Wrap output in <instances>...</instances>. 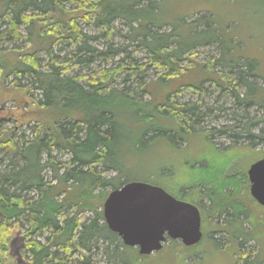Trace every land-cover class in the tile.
I'll use <instances>...</instances> for the list:
<instances>
[{
  "label": "trees",
  "instance_id": "obj_1",
  "mask_svg": "<svg viewBox=\"0 0 264 264\" xmlns=\"http://www.w3.org/2000/svg\"><path fill=\"white\" fill-rule=\"evenodd\" d=\"M159 7L155 0H0V83L30 82L28 94L39 92L37 108L42 114L29 128L31 139L15 136V128L0 134V164L6 166L0 172L1 264H14L8 261V251L17 232H25L26 261L21 264H93L95 251L107 257L108 264H150L153 255L141 256L109 230L104 203L112 191L140 177V157L147 145L165 137L177 148L195 134L202 104L181 103L185 90L201 97L210 84L239 106L264 113V88L257 82L264 79L255 73L256 62L234 57L232 39H226L213 17L203 16L191 24L185 17L178 24L158 22ZM118 21L128 28L123 37L128 44L120 48L113 44ZM213 43L220 44L221 58L206 65L191 62L189 69L182 66L191 61L186 58L191 52ZM7 44L13 47L5 48ZM100 44L103 48H98ZM133 46L146 54L142 64L129 50ZM62 54L69 59L62 62ZM121 56L118 68L109 67ZM96 63L103 67L89 76L68 75L76 67ZM152 69L164 70L167 76L146 83ZM121 73L127 74L125 83L136 77L138 89L118 88ZM241 88L244 94L238 92ZM252 127H257L254 122L220 133L229 135L240 128L229 137L238 141L245 134L250 142L261 140L252 135ZM143 178L146 181H137L163 187L156 179ZM244 179L249 190L246 173L226 179L215 176L210 184L191 181L176 198L199 208L203 227L211 217L218 225L215 233L227 234L241 248L253 239L244 211L250 202L259 205L251 193L248 201L243 200ZM88 213L92 218H79ZM169 243L156 253L159 260L164 252L186 255L201 244L188 248ZM244 261L259 264L246 254Z\"/></svg>",
  "mask_w": 264,
  "mask_h": 264
},
{
  "label": "rangeland",
  "instance_id": "obj_2",
  "mask_svg": "<svg viewBox=\"0 0 264 264\" xmlns=\"http://www.w3.org/2000/svg\"><path fill=\"white\" fill-rule=\"evenodd\" d=\"M155 1L158 2L159 8H161L160 16L157 17L158 22L165 21L178 24L179 20L185 17L186 22L191 24L198 22L203 16H212L218 28L224 32L226 39L229 41L232 39V48L235 49L233 51L234 57L238 54V56L254 60L257 64L255 73L264 79V0ZM114 28L113 44L116 48L126 46L128 41L123 37L128 33V28L125 23L118 21ZM85 30L90 33L96 31L93 27H85ZM103 42L101 41V44ZM101 44L98 48H103ZM16 45L22 47L23 42H18ZM4 47L9 49L13 45L7 44ZM129 50L133 52L134 58L141 61V64L143 63L142 60L146 59V54L142 49L133 46ZM64 55L62 54V62L69 59ZM222 55L223 50L220 44L213 43L191 52L186 56L191 61H185L182 66L189 69L192 67L191 62H194L195 65H206L215 59L221 58ZM120 58L122 56L111 61L109 67L118 68ZM45 59L43 56V60ZM101 66L103 67V63H96L90 68L76 67L68 75L89 76L92 72L99 71L102 68ZM218 70H222V68L218 67ZM224 71L227 70L224 69ZM190 72L188 71L187 74H190ZM162 75L167 76L164 75V70L152 69L145 76L146 83H152ZM126 76V73L119 75L118 88L127 86L131 87L132 90H137L136 77H132L128 83H125ZM85 82L86 79L83 80V83ZM257 82L261 88H264V80L258 79ZM31 88L32 84L28 81L16 86L12 85L11 81L0 83V134L15 128V136L24 134L30 139L32 138L29 128L40 120L38 116L42 114L37 108L40 99L39 92L28 94ZM205 88L207 93L204 96H195L191 89H186L184 97L179 99L181 103L190 102L193 106L202 104L200 107L203 115L199 124L193 130L195 134L190 135L177 148L172 146L171 142L165 137L147 145L143 150L142 157H140V168L137 171L140 177L134 180L146 181L143 177L149 176V179H156L157 184L165 188L168 187L172 191L170 192L171 195L173 194L172 196L176 198L179 196L181 187L191 181L210 184L215 176H222L226 179L230 174L237 173H246L248 177L251 165L264 159V113L259 112L256 108L248 109L239 106L235 99L228 95H222L210 84H207ZM238 92L244 94L245 89L241 88ZM144 99L149 100V97H144ZM251 122H254L257 126L251 128L252 135L262 137L261 140L253 139L250 142L245 137L248 135L245 134L242 135L243 139L238 141L229 137V135L238 134L241 131L240 128H233L229 131V135L220 133L223 128H232L240 124L244 126ZM5 169L6 166L0 164V172ZM166 170L169 173L162 174ZM149 183L155 185L152 182ZM247 184L248 182L244 179L240 189L244 201H248L249 197L247 195H250ZM204 206L207 207V205ZM249 206L251 210L248 211L249 208L244 213L248 217L246 227L251 230L250 233L253 239L248 240L241 248H237V243L230 242L227 234L215 233L217 223L211 217L208 218V221L206 217L207 223L204 222V227L202 224V230L205 228L203 233L205 232L207 235L201 244L194 252L186 251L188 252L186 255L182 254L184 252L181 251L179 253L187 256L186 259H181L179 254L172 256L167 253L165 255L164 252L162 260H159L161 257L155 256L156 254L153 255L154 259L150 264H245L244 254L249 257L250 262L257 261L259 264H264V207H259L256 203L252 204L251 202ZM240 207L243 206L240 205ZM73 212V210L69 211V213ZM92 216L91 213L83 216L81 214L79 218L87 220ZM220 222L224 223L225 220L220 219ZM209 227L210 230L208 231ZM24 234L25 232H17L14 239L10 240L9 262L14 261V264H20L21 261L25 263L26 259L23 256ZM169 242L165 246H169ZM93 254V264H108L107 257L101 252L95 251ZM156 259L158 261L155 262Z\"/></svg>",
  "mask_w": 264,
  "mask_h": 264
},
{
  "label": "water",
  "instance_id": "obj_3",
  "mask_svg": "<svg viewBox=\"0 0 264 264\" xmlns=\"http://www.w3.org/2000/svg\"><path fill=\"white\" fill-rule=\"evenodd\" d=\"M248 178L252 198L264 207V159L251 165ZM103 213L109 230L141 256L155 255L168 241L194 247L204 237L197 206L147 182L131 181L112 191Z\"/></svg>",
  "mask_w": 264,
  "mask_h": 264
}]
</instances>
